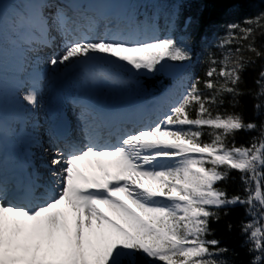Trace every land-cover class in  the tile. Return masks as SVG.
Returning a JSON list of instances; mask_svg holds the SVG:
<instances>
[{
	"label": "trees",
	"instance_id": "trees-1",
	"mask_svg": "<svg viewBox=\"0 0 264 264\" xmlns=\"http://www.w3.org/2000/svg\"><path fill=\"white\" fill-rule=\"evenodd\" d=\"M158 5L164 32H180L185 19H190L188 44L198 56L189 57V71L196 80L177 120L189 124L180 131L187 148L207 153L199 166L219 175L213 190L224 203L202 205L206 213L203 230L193 243H187L180 231L170 239L152 230L144 240L160 256L148 257L135 248L123 259L106 264H174L185 259L182 254L197 251L203 254L195 264H264V238L253 237L251 223V213L258 212L252 208L258 174L255 168L238 169L233 161L238 150L255 152L256 139H260L262 121L257 111H264V0H159ZM137 76L139 93L168 82L156 66ZM227 122L235 126L226 128L223 123ZM248 125L253 131L244 130Z\"/></svg>",
	"mask_w": 264,
	"mask_h": 264
},
{
	"label": "rangeland",
	"instance_id": "rangeland-1",
	"mask_svg": "<svg viewBox=\"0 0 264 264\" xmlns=\"http://www.w3.org/2000/svg\"><path fill=\"white\" fill-rule=\"evenodd\" d=\"M122 37H125V35ZM88 47H93L90 49L91 53L83 54L86 56L75 61L74 64H90L92 66L99 64L96 70L110 74L117 82V84L109 86L118 87L115 92L107 94L103 93L105 87L108 86L107 84L92 83L86 85L81 89L80 95H84V98L93 105L94 103L99 104L100 97H106L104 95L115 97L118 95L123 97L128 96L130 99H133L135 96V102H137L139 97L136 95V91L134 92V89L128 86L129 83L133 82L132 78L117 75V69H125L126 66L131 65L137 66L136 68L142 70L152 62L161 66L166 60H172L171 57L176 56V53L171 51L168 43L151 42L142 45L100 43L89 45ZM79 48L80 46L75 47V49ZM54 65H50L51 67H49L46 75L53 76L51 69L55 70ZM35 73L36 71L31 68L25 77L32 78ZM7 78L8 81L12 80L10 77ZM45 79L47 81V88L45 90L42 87L40 89L31 87V91L24 94V100L19 99L22 101L19 109H26V115L29 112L32 113L31 116L30 114L28 115V119L31 120L29 124L35 127H37L36 120H40V115L43 114V110H40L37 104H39L40 100L41 105L44 104L47 94L52 91V79L48 76ZM45 79H42V83ZM125 79L126 81H122ZM57 92L62 94L61 87ZM13 111L12 108V113ZM161 127L149 134L148 139L143 136L141 138L139 136L137 139L135 138L134 146L148 147L154 141L157 144L153 147V154L166 149L180 153V155L175 156V159L180 160L178 170L169 172L163 177L162 175L157 176L162 169L160 165L161 160L158 158L154 159L153 155L150 159L149 166L145 168L144 164H141V166H137L138 168L135 169V182L136 185L140 184L138 186V192L135 193V197H127L122 190H116L114 197L120 198L122 201L119 203L114 202L110 205L112 207H108L107 205L109 204L105 205L101 203L105 211H102L99 219L93 214L84 215L83 213H79L81 212L80 209L75 211L79 217L76 218L75 216L74 223L69 220L68 216L63 217V223H60L57 218L45 219V215L38 218L36 230H31V235H29L34 237L35 253L42 254L44 249H52L53 252H50V255L55 258L51 264H84L85 259H89L90 264H105L120 260L129 254L132 247L137 243L136 239L139 238L135 237V232L142 235L150 229L157 227V223H162L167 228L170 227V215L164 206L160 205L155 208H147L143 205L145 187L149 188V193L168 199L170 202L169 207H172V212H174L181 222L183 234L191 240H198L203 230L202 219L206 215L201 210L202 205L206 204L207 206L216 207L222 204L221 195L212 191V186L218 177L212 173H204L196 167L197 159L194 156L196 153L183 151L184 149L181 148L186 143L182 139L178 138V141H173L172 137L176 135L177 130L172 125L166 122L164 127ZM236 157L237 161H235V166L242 170H253L254 166L258 165V180L254 196L255 203H253V206H255L258 212L252 216L253 220L251 223L254 231L253 237L257 241H262L264 238V143L256 159L249 158L244 152H238ZM77 165L80 170H78L80 176H87L90 173V171H86L88 169L83 170L84 164L82 162H78ZM143 169L149 173L145 174L142 171ZM107 179L109 178L100 177L99 181L102 183ZM93 205L92 208L98 207L97 204ZM258 221H261L263 225H259ZM172 232L174 233L175 230ZM168 235H170L169 231ZM140 246L147 256L158 255L155 249H150L147 244L141 243ZM199 255L197 253H191L186 257L189 259L184 260L183 263L176 261L174 264H195V262H191L190 257H194L196 260ZM183 256L185 257V255ZM179 258H182V256L179 255Z\"/></svg>",
	"mask_w": 264,
	"mask_h": 264
},
{
	"label": "bare ground",
	"instance_id": "bare-ground-1",
	"mask_svg": "<svg viewBox=\"0 0 264 264\" xmlns=\"http://www.w3.org/2000/svg\"><path fill=\"white\" fill-rule=\"evenodd\" d=\"M86 48L85 50H87ZM67 52L61 54L63 56ZM85 54L82 50H74L70 52V55H65L66 58L62 57V60H58L56 63V68L59 69L61 67H65L66 69H60V71L53 76L54 81H73L74 85H80L78 74L75 72L73 68H76V66H73L71 63L70 57L74 56L76 58L81 57ZM59 66V67H58ZM95 69H90V72H93L95 74ZM79 74H82L86 76V72L84 71L79 72ZM74 79V80H71ZM70 86H68L69 90ZM113 97H109L104 102L105 104H113L114 101L111 100ZM126 101L130 100V102L134 103L133 99H130L128 97L125 98ZM50 101L52 102V105L50 106V114L51 116H54L53 114L57 111H63L64 110V99L62 97H58L55 94H53L50 97ZM68 103H70L68 101ZM120 104V103H118ZM116 104L115 106H117ZM124 104V103H122ZM55 118H59L57 116H54ZM44 132V131H42ZM33 139V137H32ZM25 144L22 147V152L19 153L20 155H27L34 153L35 151L32 150V148H38V150L44 151V160L46 161L45 165H38L37 169L40 170L42 167L46 169L43 176L45 179L52 185V186H59L60 191H57V196L59 197L58 201L50 200L48 204H46L42 209L43 216L45 215V219H54L57 216L62 214V211H65V215L69 217V220L71 222H75V216L78 217L77 211L78 209L81 210L79 213H83L84 215L87 214H93L97 216L99 219L102 215V211H105V209L102 207V204L98 207L92 208V205L88 204L89 202L82 203L81 199L77 197V195L72 191L70 187V183H75L78 180V161H83L84 163H90L88 164L85 169H88L91 171V177H101L105 178L107 176H110V179L115 180H122V185L118 183L117 185L108 186L106 188L107 195L109 199L117 200L118 203L122 201L120 198L112 197V192L116 189H119L122 187V190L125 188V196H130L133 190V187L131 188L129 186V183L131 180L133 181L134 178L130 176V172L133 170L131 166L127 164V157L126 153L124 151V154L116 153L113 150L111 151V148L103 149L101 151H88L86 156L81 159L79 157L75 158L76 164H72V161L67 159V161L63 162L68 163V167L66 169H63V176L60 181L57 180V173L61 174L60 170L56 169V173L49 170V165H51L50 161V148L46 146L44 139L41 142H37V140H27L24 138ZM132 141V137L124 138L118 142V145L122 149L128 150L130 147V143ZM11 148L14 150L18 148L16 144H10ZM24 148H29L28 153H23ZM31 161L30 157L25 160ZM19 163V164H18ZM16 165H21L20 161L16 163ZM12 171L14 173L17 172V168H13ZM26 174V173H25ZM22 175V174H21ZM131 178V180H128ZM22 181L26 184V188L24 190L25 194L31 195V192H33L34 187L36 186L37 182L33 180V177L31 173H29L27 176H24L22 178ZM130 181V182H129ZM135 184V183H134ZM92 185V184H91ZM88 187H92L87 185L85 190H89ZM84 190V189H81ZM100 199V198H99ZM103 204H109L108 207H112L110 201H103ZM59 208L58 211H56V208ZM41 209V210H42ZM24 213L16 211L14 209H10L7 207L0 206V264H28L35 259V252H31V246L32 243L28 242L27 238V226L26 222L27 220L24 219ZM44 220V219H42ZM46 248V247H45ZM53 252L52 249H45L43 254L40 255V261L42 264L44 263V257L48 256L49 261L54 262V256H51L50 254ZM49 253V254H48Z\"/></svg>",
	"mask_w": 264,
	"mask_h": 264
},
{
	"label": "water",
	"instance_id": "water-1",
	"mask_svg": "<svg viewBox=\"0 0 264 264\" xmlns=\"http://www.w3.org/2000/svg\"><path fill=\"white\" fill-rule=\"evenodd\" d=\"M183 70L182 69H180L179 71H177V73H180V72H182ZM164 73H166V71L164 72Z\"/></svg>",
	"mask_w": 264,
	"mask_h": 264
}]
</instances>
